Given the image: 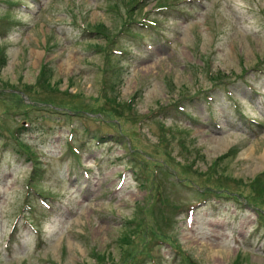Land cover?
Masks as SVG:
<instances>
[{"label": "rangeland", "instance_id": "obj_1", "mask_svg": "<svg viewBox=\"0 0 264 264\" xmlns=\"http://www.w3.org/2000/svg\"><path fill=\"white\" fill-rule=\"evenodd\" d=\"M11 1L0 0V264H138L146 255L159 261L144 264H264V0ZM129 18L139 33H118ZM113 34L106 58L99 46ZM200 87L215 89L211 110L203 98L187 101L189 114L169 106ZM19 97L30 121L15 135L25 123ZM160 108L163 119L142 120ZM16 137L40 161L31 182ZM172 169L182 183L165 187ZM161 198L194 205L192 221L186 208L163 225ZM132 218L140 228L126 227ZM151 229L169 243L142 254ZM130 249L141 252L132 261Z\"/></svg>", "mask_w": 264, "mask_h": 264}, {"label": "bare ground", "instance_id": "obj_2", "mask_svg": "<svg viewBox=\"0 0 264 264\" xmlns=\"http://www.w3.org/2000/svg\"><path fill=\"white\" fill-rule=\"evenodd\" d=\"M212 142H213V145L215 146V148H217L218 146L220 147L223 143V141H221V140H219V143H217V141H216V139H212ZM225 145V144H224ZM223 145V146H224ZM223 146H221V147H223ZM252 150V149H251ZM252 152L250 151V150H248V151H245V152H243V154L244 155H246L247 157H250V158H252L253 156H252V154H251ZM259 158V157H258ZM261 159V158H260ZM262 160V159H261ZM264 161V160H263ZM256 162V161H255ZM220 254V253H219ZM221 255V254H220Z\"/></svg>", "mask_w": 264, "mask_h": 264}, {"label": "trees", "instance_id": "obj_3", "mask_svg": "<svg viewBox=\"0 0 264 264\" xmlns=\"http://www.w3.org/2000/svg\"><path fill=\"white\" fill-rule=\"evenodd\" d=\"M219 72H222V71H219ZM217 74H219V73L217 71H215L214 76L217 75ZM114 124H116V126H118L120 124V122L119 123L114 122Z\"/></svg>", "mask_w": 264, "mask_h": 264}]
</instances>
